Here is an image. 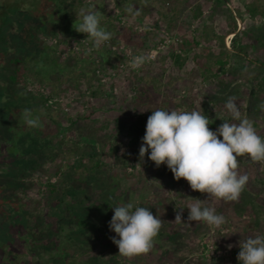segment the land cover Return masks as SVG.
<instances>
[{"label": "rangeland", "instance_id": "374dc122", "mask_svg": "<svg viewBox=\"0 0 264 264\" xmlns=\"http://www.w3.org/2000/svg\"><path fill=\"white\" fill-rule=\"evenodd\" d=\"M251 1L0 0L5 6L0 21V138L11 142L20 120L17 147L23 149L25 132L31 129L21 113L29 109L43 122L57 151L54 159L44 157L40 169L32 170L27 158H17L3 144L0 264H46V247L55 256L50 264H84L89 259L94 264H241L239 241L264 236V164L238 157L239 171L249 181L238 201L226 202L192 190L183 178L177 181L166 164L157 167L149 159L150 150L143 160L134 152L143 143L154 109L199 111L215 131L223 123L219 116L238 123L225 108L229 97L264 137V109L259 107L264 102V41L259 39L264 37V17L261 11H248ZM94 5L111 38L99 50L89 40L94 48L90 52L80 40L87 34L70 28L76 11ZM88 55L93 63L83 61ZM138 55L147 59L133 69L131 61ZM60 66L66 69L63 74L57 71ZM15 74L17 80L12 79ZM92 145L97 155L87 154ZM19 164L28 166L27 188L14 170ZM113 180L114 201L149 207L172 237L156 236L148 253L126 258L112 240L117 235L109 227L113 207L90 212L91 224L84 228L68 212L64 222L74 225L66 242L70 250L59 257L58 215L49 184L60 191L65 185L77 188L85 205H101L109 192L103 187ZM197 199L223 214L226 223L210 228L188 221L187 208L176 221L177 207ZM34 222L50 230L38 242L27 241L21 227ZM38 243L43 244L40 249Z\"/></svg>", "mask_w": 264, "mask_h": 264}, {"label": "clouds", "instance_id": "9594fccd", "mask_svg": "<svg viewBox=\"0 0 264 264\" xmlns=\"http://www.w3.org/2000/svg\"><path fill=\"white\" fill-rule=\"evenodd\" d=\"M127 11L131 13L133 9L129 7ZM76 17L73 28L87 34L86 39L93 42L96 50L110 40L111 33L101 26L96 5L81 7ZM146 59L143 55L135 56L130 66L139 68ZM259 107L264 109V102ZM225 108L231 120L238 123L219 116L223 123L215 131L209 127L213 123L210 118L199 111L154 109L139 150L141 160L150 150L149 159L157 167L166 164L174 178L185 179L192 190L215 200L238 201L249 181V175L239 171L238 157L247 156L254 163L264 164V137L257 133L251 120L242 116L234 97L228 98ZM21 118L29 128L40 126L39 117H33L29 109L22 111ZM112 207L114 215L109 227L117 234L112 240L119 254L133 258L148 253L162 227L161 218L149 207L132 201ZM184 208L189 209L188 221L203 222L210 228H220L226 223L223 214H217L214 207L200 199L177 207L176 221L182 220ZM239 247L237 259L241 264H264V236L242 238Z\"/></svg>", "mask_w": 264, "mask_h": 264}, {"label": "trees", "instance_id": "16d2710c", "mask_svg": "<svg viewBox=\"0 0 264 264\" xmlns=\"http://www.w3.org/2000/svg\"><path fill=\"white\" fill-rule=\"evenodd\" d=\"M248 11L252 14L255 15L256 13L260 12L262 13L263 17H264V0H253L248 4ZM201 13L200 11V7H199V12L198 14ZM244 16H241V18ZM72 27L70 28L72 30L73 25H71ZM76 31V30H75ZM72 32L74 33V31L72 30ZM51 34H53V31L51 32ZM255 34V32H254ZM237 35V34H236ZM250 35V34H249ZM259 39H262L264 41V37H260ZM192 39L191 40H187V44H192ZM264 45V42H263ZM238 53L240 54H244L243 49H237ZM101 56H103V60L105 59V56L103 54V52L100 51ZM84 62H88V63H93L94 62V57L93 56H84L83 58ZM20 59H17V61H19ZM62 65V64H60ZM66 69L63 68L62 66H60L59 68H57V71L61 74L64 73ZM13 80H17L18 77L15 75L12 76ZM156 81V78L154 79ZM221 86H226V84H224L223 82H221ZM93 94H96V92H93ZM32 115H35L34 112H32ZM28 129V128H27ZM31 130H26L25 133H27V139L25 142V146H23V149H20L18 147H16V151L14 153V156H16L17 158L21 159V160H27L30 161L32 164V170H38L40 169V167L42 166V162H40V159L42 158H47V159H54L55 155L57 154L56 151V147L54 144L50 145V138L45 130V128L43 127V122L40 121V126L39 127H33V128H29ZM74 134L73 132L70 133L69 137L73 138ZM26 139V138H25ZM26 146H28L29 149H26ZM139 150L140 148H137L136 151L134 153L139 154ZM25 155V157L22 156ZM87 154H89L90 156H94L97 155V146L96 145H92L91 146V150L87 151ZM20 166H17L14 168L15 172H20V178L23 180L20 182V184H24L25 187H28V184L24 181L25 177L28 174V166L26 164H19ZM23 165V166H21ZM23 167V168H20ZM116 180H113L110 184L107 185V187H103V191L106 192L107 188L109 189L108 195L103 196V200H102V204H98L96 202H92L91 204L85 205V199H81V196L79 195V190L77 191V188L73 189L70 188L69 186L65 185L64 189L62 191H60L58 189L57 184L55 183H50V192L52 194V208L53 210H57V215H58V227L56 229L57 233H58V237H60L58 239V242L56 244L58 249V256L59 257H64L66 256L67 252H69V248L66 246V242L70 240V236H68V233L71 232L72 230H74V225L72 226H66L65 222H64V217H66L68 212H71L72 215L75 217L76 219V225L77 227L80 228H84L89 226L90 223V218H89V214L90 212H93V210L98 209L100 211V208L107 207L110 208L112 206H117L119 205L118 201H114V198H116ZM76 190V191H75ZM89 197L87 196L86 199H88ZM79 210V211H78ZM25 223L28 222V219H26L24 221ZM26 226V227H25ZM22 228L24 227L23 231H25V235L26 233L28 234L27 236H25V239L27 241L29 240H35V242L41 241L40 239H42V237L44 238V236H46V234L49 233L50 230H48L45 227H42V225L38 222H34V226H31L29 224H25L24 226H21ZM21 228V229H22ZM37 228V231L36 229ZM39 229V230H38ZM168 234L172 237V233H168L166 230H164L162 227L158 233L157 236H161L163 234ZM43 244H36V247L38 246V249L41 248ZM35 247V245H34ZM35 247V249H36ZM48 255V258L46 260V264H50L49 261L53 260V258L55 256H51L50 255V251L49 249L46 247L45 248V252L43 254V256ZM84 264H94L93 261H91L89 259V261H85Z\"/></svg>", "mask_w": 264, "mask_h": 264}, {"label": "flooded vegetation", "instance_id": "af4514ba", "mask_svg": "<svg viewBox=\"0 0 264 264\" xmlns=\"http://www.w3.org/2000/svg\"><path fill=\"white\" fill-rule=\"evenodd\" d=\"M5 6L3 5V2H1L0 3V21H1V19H3L4 18V16H5ZM19 119V118H18ZM21 119V118H20ZM21 121L19 120V124H18V126H15L14 128H13V140H11V142H9V141H7L6 139H2V138H0V152L2 151L3 152V149L6 147L7 148V150L10 152V153H12V154H14L15 153V151H16V147H17V140H19L20 139V137L22 136V134H21V132H20V126L19 125H21ZM3 144H6L7 146H3ZM15 150V151H14ZM4 156V155H3ZM3 158V157H2ZM4 158H5V156H4ZM4 160H6V158L4 159Z\"/></svg>", "mask_w": 264, "mask_h": 264}, {"label": "built area", "instance_id": "2783aa9c", "mask_svg": "<svg viewBox=\"0 0 264 264\" xmlns=\"http://www.w3.org/2000/svg\"><path fill=\"white\" fill-rule=\"evenodd\" d=\"M80 40H82V43L85 45V46H87V48H88V51H92V49H94V48H92L91 47V42L88 40V39H86V38H80ZM108 42V41H107ZM115 49V48H114ZM124 66V64L122 63L121 64V67H123ZM56 101V98H54V97H51V98H49V102L50 103H54Z\"/></svg>", "mask_w": 264, "mask_h": 264}]
</instances>
